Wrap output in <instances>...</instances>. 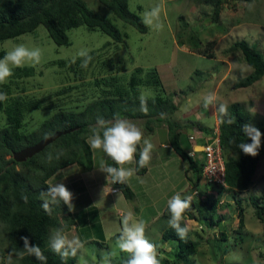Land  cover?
Wrapping results in <instances>:
<instances>
[{
	"label": "rangeland",
	"instance_id": "374dc122",
	"mask_svg": "<svg viewBox=\"0 0 264 264\" xmlns=\"http://www.w3.org/2000/svg\"><path fill=\"white\" fill-rule=\"evenodd\" d=\"M84 2L116 26L121 41H113L99 29L84 24L66 29L68 40L61 45L52 42L41 25L13 38L1 39L0 59L20 44L29 49L39 48L41 59L35 66L25 64L31 75L16 76L20 70L13 68V75L6 83L0 84V92L8 97L0 102V127L5 124V107L12 100L20 104L35 103V107L23 111L17 123L18 130L26 133L59 108L81 109L94 96L92 89L95 85H104L112 78L123 85L135 67L156 66L168 71L169 76L163 81L164 89L167 97L176 102L177 109L174 106L170 118L178 124L184 121L182 112L203 102L204 97L212 92L218 78L224 75L225 60L230 73L221 77L215 96L223 101L218 103L245 105L252 122L264 113V74L249 86L234 88L235 79L247 75L251 68L238 50H228L234 41L242 40L254 46L264 58V0H225L215 21L210 19V7L197 0H127L128 10L139 16L142 22L146 11L161 6L159 23L163 27L156 29L145 25V32H139L119 19L98 0ZM248 5L252 6L251 10ZM211 49L213 53L207 55ZM81 50H87L92 57L87 68L80 66L82 58L78 53ZM139 92V95L142 92L146 96L153 95L150 87H140ZM194 121L192 115L187 117L186 125L180 128L181 133H191ZM133 123L140 128L143 120L137 119ZM200 123L210 131L217 128V123L213 126L212 117H206ZM197 175L198 172L192 174L195 195L203 199L206 193L217 199L213 221L196 218L192 207L186 210L184 223L190 227L188 235L197 241V245L193 254L176 262V243L161 240L160 234L156 233L159 229L164 230L166 218L150 221L145 236L154 244L158 240L156 248L161 264H264V223L255 217L249 200V196L255 195L264 210V155L258 161L252 184L244 191L214 187ZM157 184L161 190L167 187L162 179H158ZM108 192L111 193L110 188ZM195 195H190L192 200ZM83 198L87 199L86 196L79 199L84 201ZM153 208L157 209L156 206ZM60 217L64 218H60L61 225H70L72 229L70 217L62 214ZM239 218L241 226H237ZM2 225L0 223V250L4 261L10 253ZM94 234L93 229L77 228V236L81 239ZM117 239L118 236L108 239L103 247L86 242L77 253L76 264H103V258L109 253H112L111 263L125 264L129 254L118 249Z\"/></svg>",
	"mask_w": 264,
	"mask_h": 264
},
{
	"label": "trees",
	"instance_id": "16d2710c",
	"mask_svg": "<svg viewBox=\"0 0 264 264\" xmlns=\"http://www.w3.org/2000/svg\"><path fill=\"white\" fill-rule=\"evenodd\" d=\"M98 1L139 32L146 31L145 24L139 16L128 10L127 0ZM197 1L210 7L209 16L212 21L217 19L220 8L225 2V0ZM81 24L99 29L113 41H121L122 36L116 26L106 17L88 8L84 0H0V40L30 32L41 25L52 42L61 45L66 44L68 40L65 30ZM228 50H238L244 62L251 68L247 75L235 79L234 88L249 86L261 78L264 74V58L254 46L246 41L237 40L229 46ZM18 69L20 71L16 76L31 75L27 67ZM133 70L126 84H118L112 78L104 85L99 87L95 85L96 87L92 89L94 96L81 109L70 111L59 108L36 128L26 133L18 130L17 123L22 118L23 111L35 107V103L29 101L27 104H20L12 100L5 107V124L0 127V223L3 224L2 230L8 241V251L13 254V264H41L32 256L25 255L23 259L17 258L23 250V241L20 239L22 236H28L32 244L40 246L47 257L44 264L75 263L76 257H69L66 261H62L49 248L50 233L54 229L62 228L60 218L63 217H60V214L68 215L67 207L62 202L53 205L51 206L52 215H48L41 207V193L46 192L50 187L46 182L47 178L60 168L72 163L86 170L91 168V151L86 139L92 135L91 129L96 124L97 117H103L107 121L117 117L141 119L146 130H150L149 125L153 121L163 122L168 129L170 146L187 163V169L191 173L188 176L190 192H196L192 186V174L198 172L197 177L201 178L202 158L198 162L180 148L177 140L180 126L170 118L174 103L165 94L166 91L154 67H135ZM140 87H150L153 93L152 96H147V113L140 111ZM228 116L233 121L231 124L226 122L227 117L222 118L216 111L219 145L224 166V186L208 184L239 192L247 190L252 184L258 161L264 155V136L256 157L247 156L238 149L239 143L251 142L243 134L242 127L250 123L264 133V113L257 121L252 122L241 103L231 102L228 104ZM67 129L70 130L47 143L30 157L19 162L13 160V152L35 144L55 131ZM208 132L209 135L212 133L210 130ZM139 150L138 146L134 169L137 174H142L146 167L139 168L136 163L139 159ZM49 153L53 155L50 163L47 160ZM57 156L59 159H56ZM104 163L118 167L108 157L105 158ZM108 178L112 181L111 177ZM114 186L126 200L133 197L127 182L114 184ZM204 197L201 199L200 196L195 195L194 200H191V207L196 213V218L209 220L211 223L217 199L206 193ZM249 200L255 217L264 223V210L258 205L257 197L251 195ZM162 215L167 219L170 218L168 205ZM190 218L194 217L190 216ZM216 221L217 219L214 220ZM181 223L183 226L184 221L182 220ZM241 223L239 218L237 226H241ZM160 238L176 243L175 262L185 260L193 254L197 245V241L190 239L188 234L186 240H180L175 230L169 225L160 232ZM0 264H3L1 250Z\"/></svg>",
	"mask_w": 264,
	"mask_h": 264
},
{
	"label": "clouds",
	"instance_id": "9594fccd",
	"mask_svg": "<svg viewBox=\"0 0 264 264\" xmlns=\"http://www.w3.org/2000/svg\"><path fill=\"white\" fill-rule=\"evenodd\" d=\"M249 10L252 6L248 5ZM161 6L157 5L150 11L143 14V23L146 26L161 29L163 25L159 23ZM78 56L82 58L81 67L87 68L92 60L87 50H81ZM41 51L39 48L29 49L23 44L16 45L12 50L8 51L3 59H0V84L7 82L8 78L13 75V68H22L26 63L35 66L40 63ZM74 62V61H73ZM11 65V67H10ZM7 94L0 92V102L7 100ZM147 96L142 92L139 96L140 111L147 113ZM215 94L209 93L203 99V108L208 110L212 106L221 117H227V123L233 121L228 116V105L220 103L216 106ZM223 122V121H222ZM243 134L251 142H241L237 145L243 154L256 157L261 148L262 133L258 128L250 123L244 124L242 127ZM90 147L94 150H102L103 153L111 159L118 167L108 166L103 161L99 170L112 178L113 184H124L130 177L134 175L135 169L125 168L124 165H130L135 161L138 146L143 142V147L139 150V159L136 161L139 168L147 167L152 159L153 144L144 139L143 132L133 122L119 117L112 121H107L103 117H97L96 124L91 129ZM59 159V156L56 157ZM49 163L53 160L52 153L47 156ZM41 207L48 215H52L53 205L61 202L67 206L68 211L74 210L73 193L63 183L52 185L44 193H41ZM191 196L181 197L177 193L168 201V211L170 218L168 225L175 230L180 240H186L190 227L187 224L182 226V220L186 210L191 207ZM122 228L117 239V247L127 253L128 259L125 264H161L158 258L157 248L145 236L146 222L144 220H136L134 214L129 211L123 215ZM23 241V250L18 255V259H23L25 255L35 257L41 264L46 262L47 257L44 255L40 246L32 244L28 236L20 238ZM84 241L78 236H69L63 228H57L51 231L49 237V248L53 253L58 255L62 261H66L69 257H76L77 253L83 249ZM112 253L103 258V264H111ZM3 264H13V254H9Z\"/></svg>",
	"mask_w": 264,
	"mask_h": 264
},
{
	"label": "crops",
	"instance_id": "0c3cea01",
	"mask_svg": "<svg viewBox=\"0 0 264 264\" xmlns=\"http://www.w3.org/2000/svg\"><path fill=\"white\" fill-rule=\"evenodd\" d=\"M186 51L187 48L184 47ZM213 53L206 52L207 55ZM224 75H229L230 66L225 60ZM157 71L158 77L164 88V80L169 76L168 71H165V67L159 68L154 67ZM167 72V73H166ZM218 78V81L214 84L211 93L216 95L218 85L222 78ZM166 90V89H165ZM216 106L218 107V101H223L221 98L217 99ZM174 102L177 109L176 102L171 97H168ZM245 109V105L243 106ZM247 111V110H246ZM248 112V111H247ZM186 121L187 117L193 116L195 121L192 125L191 133L194 134V141L188 139L190 132L181 133L179 129L178 144L180 148L188 153L194 151L193 158L198 162L201 161V153L199 147L203 141L208 137V127H204L201 121L207 117H212L213 126L217 123L216 111L212 106L206 111L203 108V102L201 101L198 105L190 108L181 113ZM126 119V118H122ZM137 119H130L131 122ZM182 121L178 123L181 127L185 126L186 123ZM212 126V128H213ZM150 130H146L142 125L140 127L143 132L144 139L149 140L153 144L152 159L149 162L146 170L142 174H137L130 177L127 184L132 191L133 197L130 200H126L119 190H117L113 182L107 178V175L99 170L101 162H105L107 157L102 150H94L90 147L88 142L89 136L86 140L90 147L92 166L90 169H83L79 165L72 163L67 166L60 168L49 176L46 182L52 186L58 183H63L68 190L73 193V205L75 210L68 212L72 222V229L69 226H63L64 231L69 236H77V228H90L95 232V236H86L82 241L84 245L86 242H93L100 247L105 246L108 239H113L120 234L122 228V217L127 212L131 211L134 214L136 220H144L146 222V229L149 222L154 219L163 217L162 213L165 207L168 205V201L177 193L181 194V197L190 196V184L188 181L189 170L187 169V163L173 150L169 143V133L166 125L163 122H155L149 125ZM140 149L143 147V142L139 145ZM125 168L134 169V162L130 165H124ZM188 170V171H187ZM162 179L167 187L163 190L158 189L157 181ZM79 187H77V185ZM70 187V188H69ZM114 188L115 191L108 192V189ZM86 196L87 199H79L80 197ZM156 198V199H155ZM156 206L157 209L153 207ZM67 207V206H66ZM152 209L154 211L149 212ZM170 214V213H169ZM76 215V216H75ZM184 221V219H183ZM185 224V223H184ZM168 225V219L166 218L164 227ZM161 230L158 232L160 234ZM161 239V238H160ZM154 244V242H151ZM158 244V240L155 241V246ZM76 264V261L75 263Z\"/></svg>",
	"mask_w": 264,
	"mask_h": 264
},
{
	"label": "built area",
	"instance_id": "2783aa9c",
	"mask_svg": "<svg viewBox=\"0 0 264 264\" xmlns=\"http://www.w3.org/2000/svg\"><path fill=\"white\" fill-rule=\"evenodd\" d=\"M217 129V128H216ZM213 129L212 133L203 141L199 147L201 153V179L206 183L219 184L224 186L223 182V158L220 151L218 130ZM188 139L194 141L193 135H189ZM194 151H189L188 155L193 156ZM111 191H115L114 188ZM196 192H191V195Z\"/></svg>",
	"mask_w": 264,
	"mask_h": 264
},
{
	"label": "water",
	"instance_id": "95a60500",
	"mask_svg": "<svg viewBox=\"0 0 264 264\" xmlns=\"http://www.w3.org/2000/svg\"><path fill=\"white\" fill-rule=\"evenodd\" d=\"M70 129L67 130H61V131H55L53 132L50 136H46L42 139H40L38 142L35 144L22 148L16 152L12 153V158L15 161H23L24 159L30 157L34 153L38 152L42 147H44L47 143L53 141L56 137H58L61 134H64L68 132Z\"/></svg>",
	"mask_w": 264,
	"mask_h": 264
}]
</instances>
